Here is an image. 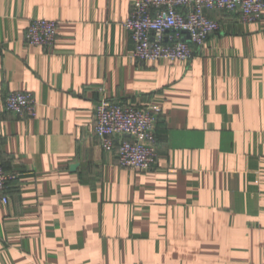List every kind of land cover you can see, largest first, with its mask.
I'll use <instances>...</instances> for the list:
<instances>
[{
    "label": "crops",
    "instance_id": "0c3cea01",
    "mask_svg": "<svg viewBox=\"0 0 264 264\" xmlns=\"http://www.w3.org/2000/svg\"><path fill=\"white\" fill-rule=\"evenodd\" d=\"M131 2L0 0V264H264V10H211L192 60L144 64ZM35 18L58 20L53 48L28 44ZM20 90L35 117L6 110ZM104 98L158 112L153 170L103 148Z\"/></svg>",
    "mask_w": 264,
    "mask_h": 264
},
{
    "label": "built area",
    "instance_id": "2783aa9c",
    "mask_svg": "<svg viewBox=\"0 0 264 264\" xmlns=\"http://www.w3.org/2000/svg\"><path fill=\"white\" fill-rule=\"evenodd\" d=\"M211 10L239 12L245 22H254L264 10V0H132L124 22L132 42L133 56L141 63L192 60L198 48L218 32L221 24ZM58 20L35 18L26 28L28 44L53 48L58 39ZM7 111L23 118L37 115L38 103L29 90L11 91L4 97ZM151 107L104 98L95 108V128L104 149L117 147V163L124 168L151 171L158 161L156 123ZM121 136L118 144L115 137ZM10 175L0 165V198Z\"/></svg>",
    "mask_w": 264,
    "mask_h": 264
}]
</instances>
